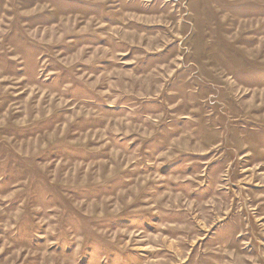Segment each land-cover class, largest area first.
Masks as SVG:
<instances>
[{
	"label": "rangeland",
	"instance_id": "1",
	"mask_svg": "<svg viewBox=\"0 0 264 264\" xmlns=\"http://www.w3.org/2000/svg\"><path fill=\"white\" fill-rule=\"evenodd\" d=\"M0 264H264V0H0Z\"/></svg>",
	"mask_w": 264,
	"mask_h": 264
}]
</instances>
